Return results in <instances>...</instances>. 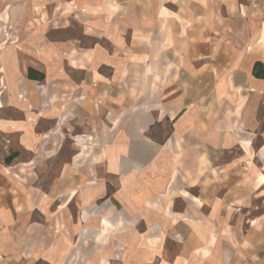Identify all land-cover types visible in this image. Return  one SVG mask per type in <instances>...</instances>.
Returning <instances> with one entry per match:
<instances>
[{"label": "crops", "instance_id": "0c3cea01", "mask_svg": "<svg viewBox=\"0 0 264 264\" xmlns=\"http://www.w3.org/2000/svg\"><path fill=\"white\" fill-rule=\"evenodd\" d=\"M254 68L264 0H0V264H264Z\"/></svg>", "mask_w": 264, "mask_h": 264}, {"label": "trees", "instance_id": "16d2710c", "mask_svg": "<svg viewBox=\"0 0 264 264\" xmlns=\"http://www.w3.org/2000/svg\"><path fill=\"white\" fill-rule=\"evenodd\" d=\"M30 70V69H29ZM253 74L255 76H260V77H264V69H261L260 71H257L255 68L253 69ZM30 76V73H29Z\"/></svg>", "mask_w": 264, "mask_h": 264}, {"label": "rangeland", "instance_id": "374dc122", "mask_svg": "<svg viewBox=\"0 0 264 264\" xmlns=\"http://www.w3.org/2000/svg\"><path fill=\"white\" fill-rule=\"evenodd\" d=\"M5 1H10V0H5ZM7 6H8V5H7ZM11 42H12V40H11ZM0 139H1V140H3V137H2V136H0Z\"/></svg>", "mask_w": 264, "mask_h": 264}]
</instances>
